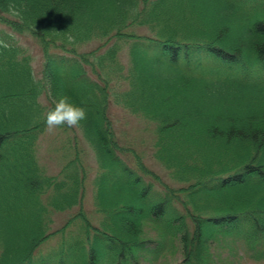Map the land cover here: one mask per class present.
<instances>
[{"label":"trees","instance_id":"16d2710c","mask_svg":"<svg viewBox=\"0 0 264 264\" xmlns=\"http://www.w3.org/2000/svg\"><path fill=\"white\" fill-rule=\"evenodd\" d=\"M183 2L0 0L9 30L0 27V264H145L138 255L155 264L167 251L169 264L264 262V6ZM136 23L153 35L130 30ZM26 33L43 48L47 79L17 41ZM111 75L129 84L116 100L156 123V156L177 187L154 188L122 159L107 111ZM64 94L88 109L78 127L102 168L101 220L71 217L75 234L72 220L52 229L50 213L81 206L77 139V159L56 175L36 157L45 114ZM55 233L58 248L38 256Z\"/></svg>","mask_w":264,"mask_h":264},{"label":"rangeland","instance_id":"374dc122","mask_svg":"<svg viewBox=\"0 0 264 264\" xmlns=\"http://www.w3.org/2000/svg\"><path fill=\"white\" fill-rule=\"evenodd\" d=\"M169 2L172 0H168ZM182 6H264V0H183ZM143 2H139V6H142ZM147 6H153V2H150ZM130 30H133L138 35H153V29L147 24L138 25L133 24ZM0 27H5V30L9 31L6 25L0 24ZM17 41H19L32 56V66L34 73L37 77L45 79L44 71V52L37 38L30 34H16ZM96 40H90L82 43L78 47L79 52L89 51L96 46ZM117 64L123 66V74L128 67V45L123 44L117 51ZM63 54L64 52H59ZM90 71V67L88 68ZM112 82L107 85V94L109 96L108 102V117L112 124L113 131L118 143L121 146L119 152L122 159L126 164L136 171V174L144 182H151L154 188H163L167 186L177 187L178 180L174 179L170 175L169 169H167L156 156V123L151 121L147 117L140 115L138 112H133L121 101H117L116 94L121 93L124 90L129 89L127 80L120 77L111 75ZM47 79V78H46ZM118 80V81H117ZM117 92V93H116ZM40 100L47 105L50 103L49 99L43 93L40 96ZM57 99H55L56 101ZM122 101H124L122 99ZM67 127V126H66ZM82 130L79 127L69 128L64 130L62 127L49 132L45 127L43 134L37 141L36 157L43 171L50 175H56L62 167H64L65 161L76 155L73 149L70 147L71 142L77 139L79 146V159L84 166V189L82 192L81 206L75 205L69 209H51L50 213V226L52 229H56L66 223L71 217H75L80 214V217L86 218V221H90L94 225H98L102 214L98 211L96 206L97 195V179L98 174L101 172L100 163H98V156L88 140L83 136ZM77 159V156H76ZM76 219V218H75ZM70 224L71 230L69 233L75 234L80 225V220ZM156 228H149L148 235L153 238L156 234ZM60 242L59 233L51 235L47 240L41 243L37 249L38 256H46L51 250L58 248ZM140 260L146 264V261H152V257H146L138 255ZM149 259V260H148ZM170 256L169 251L164 253L155 264H169ZM153 264V261L150 262ZM244 264H264V262H246Z\"/></svg>","mask_w":264,"mask_h":264},{"label":"clouds","instance_id":"9594fccd","mask_svg":"<svg viewBox=\"0 0 264 264\" xmlns=\"http://www.w3.org/2000/svg\"><path fill=\"white\" fill-rule=\"evenodd\" d=\"M88 109L76 103L70 95L64 94L54 102V106L45 114V124L49 132L67 126L75 128L87 118Z\"/></svg>","mask_w":264,"mask_h":264}]
</instances>
